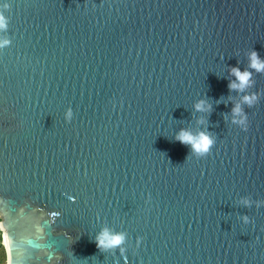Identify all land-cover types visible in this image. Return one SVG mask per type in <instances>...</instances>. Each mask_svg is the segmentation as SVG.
<instances>
[{
    "label": "water",
    "instance_id": "water-1",
    "mask_svg": "<svg viewBox=\"0 0 264 264\" xmlns=\"http://www.w3.org/2000/svg\"><path fill=\"white\" fill-rule=\"evenodd\" d=\"M0 13L8 264H264V74L247 131L228 89L249 51L264 59V0H0ZM181 128L212 134L211 153L191 155ZM104 227L126 234L123 253L97 248Z\"/></svg>",
    "mask_w": 264,
    "mask_h": 264
},
{
    "label": "clouds",
    "instance_id": "clouds-1",
    "mask_svg": "<svg viewBox=\"0 0 264 264\" xmlns=\"http://www.w3.org/2000/svg\"><path fill=\"white\" fill-rule=\"evenodd\" d=\"M8 7L7 4L4 5ZM9 20L2 13H0V31H7ZM11 44V40L5 38L0 40V48L7 47ZM248 66L243 71L236 67H230L229 74L235 77L234 80L229 81L228 89L230 92H236L241 94L239 102L235 103L232 108V123L236 124L242 130L247 131L248 117L244 110V106L251 108L255 106L259 99V92H249L248 89L252 88L255 84L253 79V73L264 74V59H261L258 52L251 50L248 52ZM194 110L196 112H211L212 105L205 99H200L194 104ZM65 120L71 122L72 110L68 109L65 112ZM199 123H204L200 120ZM174 140L180 142L183 145L190 146L191 155L197 159L208 156L211 153L216 140L207 130L200 131L198 133H192L189 129L181 128L174 136ZM245 206H250V201H243ZM244 223H249L247 216L243 217ZM126 234L123 232H115L108 227L102 228L94 237V242L97 248L101 252H110L119 248L121 253L124 249L122 245L125 243ZM139 241L141 238H138Z\"/></svg>",
    "mask_w": 264,
    "mask_h": 264
},
{
    "label": "trees",
    "instance_id": "trees-1",
    "mask_svg": "<svg viewBox=\"0 0 264 264\" xmlns=\"http://www.w3.org/2000/svg\"><path fill=\"white\" fill-rule=\"evenodd\" d=\"M1 221V217H0ZM7 251L6 247L3 243V232L0 228V264H7Z\"/></svg>",
    "mask_w": 264,
    "mask_h": 264
},
{
    "label": "flooded vegetation",
    "instance_id": "flooded-vegetation-1",
    "mask_svg": "<svg viewBox=\"0 0 264 264\" xmlns=\"http://www.w3.org/2000/svg\"><path fill=\"white\" fill-rule=\"evenodd\" d=\"M0 228H1V230H2V232H3V243H4V230H3V227H2V219H1V221H0ZM5 245V244H4ZM6 247V246H5ZM7 251V250H6ZM8 256V255H7ZM7 264H8V257H7Z\"/></svg>",
    "mask_w": 264,
    "mask_h": 264
}]
</instances>
